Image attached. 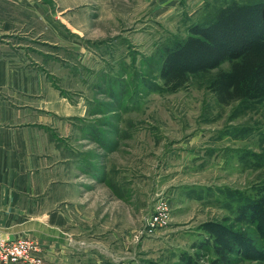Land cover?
<instances>
[{
    "label": "rangeland",
    "instance_id": "obj_1",
    "mask_svg": "<svg viewBox=\"0 0 264 264\" xmlns=\"http://www.w3.org/2000/svg\"><path fill=\"white\" fill-rule=\"evenodd\" d=\"M260 2L56 0L55 48L31 45L56 54L44 68L75 105L61 118L87 163L72 264H264V41L168 68L195 27Z\"/></svg>",
    "mask_w": 264,
    "mask_h": 264
},
{
    "label": "crops",
    "instance_id": "obj_2",
    "mask_svg": "<svg viewBox=\"0 0 264 264\" xmlns=\"http://www.w3.org/2000/svg\"><path fill=\"white\" fill-rule=\"evenodd\" d=\"M56 29V0H0V240L30 237L44 264H72L76 179L87 163L61 118L75 105L44 68L56 54L31 45L55 48Z\"/></svg>",
    "mask_w": 264,
    "mask_h": 264
},
{
    "label": "trees",
    "instance_id": "obj_3",
    "mask_svg": "<svg viewBox=\"0 0 264 264\" xmlns=\"http://www.w3.org/2000/svg\"><path fill=\"white\" fill-rule=\"evenodd\" d=\"M257 41H264V2L236 8L210 26L195 27L171 54L168 68L171 70L179 59L186 62L184 67L178 63L182 70L191 65L215 67L225 60L240 58ZM218 249L227 260L225 248Z\"/></svg>",
    "mask_w": 264,
    "mask_h": 264
},
{
    "label": "built area",
    "instance_id": "obj_4",
    "mask_svg": "<svg viewBox=\"0 0 264 264\" xmlns=\"http://www.w3.org/2000/svg\"><path fill=\"white\" fill-rule=\"evenodd\" d=\"M163 207L147 216L144 224L146 234H153L159 227L165 225L169 218V211ZM38 244L27 236L13 240H0V262L23 263V264H44L43 258L38 255Z\"/></svg>",
    "mask_w": 264,
    "mask_h": 264
}]
</instances>
